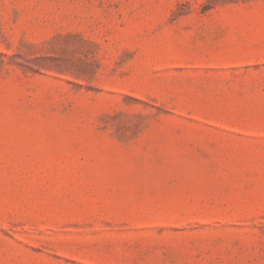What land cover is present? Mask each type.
Returning a JSON list of instances; mask_svg holds the SVG:
<instances>
[{
  "label": "rangeland",
  "instance_id": "obj_1",
  "mask_svg": "<svg viewBox=\"0 0 264 264\" xmlns=\"http://www.w3.org/2000/svg\"><path fill=\"white\" fill-rule=\"evenodd\" d=\"M0 264H264V0H0Z\"/></svg>",
  "mask_w": 264,
  "mask_h": 264
}]
</instances>
